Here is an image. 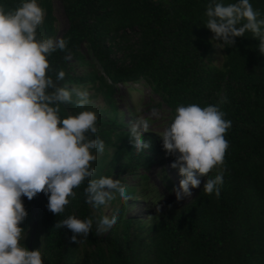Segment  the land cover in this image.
<instances>
[{
	"label": "trees",
	"instance_id": "1",
	"mask_svg": "<svg viewBox=\"0 0 264 264\" xmlns=\"http://www.w3.org/2000/svg\"><path fill=\"white\" fill-rule=\"evenodd\" d=\"M22 2L0 0V5L7 11ZM61 2L68 20L61 38L69 41L71 58L65 59L69 53L57 50L48 59L56 72L66 73L60 86L71 88L90 81L102 94L108 117L98 116L99 132L93 138L105 142V151L117 147L114 162L121 155L127 157L123 172L150 169L165 150L151 132L144 134L151 148L141 153L134 149L129 136L131 125L125 122L116 101L122 84L145 80L172 110L181 104L218 106L232 126L225 137L229 148L219 198L215 193H204V184L209 177L214 178L213 170L190 202L171 204L152 223L127 216L122 206L116 225L106 234L96 235L94 207L84 196L87 181L74 189L76 199L70 198L59 216L48 210L44 193L31 201L22 197L28 212L22 228L28 229L33 206L39 209L43 264H264V54L259 51V39L246 32L236 38L234 46L222 44L226 59L221 66L213 65L208 58L214 33L204 25L209 3L227 6L238 0ZM37 3L45 11L38 38L55 39L53 2ZM250 3L260 12L258 19H264V0ZM84 47L102 73L97 69L82 75L73 73V62H86ZM225 97L227 102L220 103ZM80 111L74 104H65L59 115L63 119ZM109 176L110 171L103 176L98 167L94 178ZM69 216L93 219L92 233L80 237L79 244L72 240L73 233L67 227L55 228Z\"/></svg>",
	"mask_w": 264,
	"mask_h": 264
},
{
	"label": "clouds",
	"instance_id": "2",
	"mask_svg": "<svg viewBox=\"0 0 264 264\" xmlns=\"http://www.w3.org/2000/svg\"><path fill=\"white\" fill-rule=\"evenodd\" d=\"M254 10L250 0H238L225 6L209 3L204 25L212 33L216 46H234L237 37L251 32L259 39V51L264 54V19ZM45 11L37 0H24L14 10L0 5V264H43L40 249L30 251L21 244L25 229L20 225L28 212L22 197L29 201L44 193L48 196V210L55 215L64 213L70 198L76 199L74 189L85 181L86 202L99 207L119 198L128 202L131 196L119 179L94 178L92 166L103 154L105 142L93 138L99 132L98 115L83 110L61 119V105L74 104L86 109L92 103L87 90L60 86L65 79L63 70L53 69L48 57L57 50L68 52L64 38H38L37 29L43 24ZM70 39V38H69ZM52 73L55 74L53 78ZM223 98L220 103H226ZM137 112L141 107L137 106ZM157 115V110L152 109ZM218 106L201 107L181 104L170 126L159 134L167 155L175 156L170 165L184 177L175 189L177 201L192 196L191 189L199 188L200 177L215 170L214 178L204 184V193L220 196L226 171L225 156L229 142L225 138L231 120ZM150 131L148 119L139 116L129 129L130 142L137 153L151 148L144 134ZM160 208L157 209V212ZM118 214L103 216L96 235L112 229ZM67 227L72 240L92 233L93 219L81 220L69 216L55 228Z\"/></svg>",
	"mask_w": 264,
	"mask_h": 264
},
{
	"label": "rangeland",
	"instance_id": "3",
	"mask_svg": "<svg viewBox=\"0 0 264 264\" xmlns=\"http://www.w3.org/2000/svg\"><path fill=\"white\" fill-rule=\"evenodd\" d=\"M54 7V14L56 17V37L61 38L63 33L68 28V20L64 12V7L61 0H52ZM213 42L212 53L208 58V61L217 66H221L226 59L224 46L222 48L216 46L214 35H211ZM83 54L85 55V63L73 62L75 74H87L94 70H98L102 73L101 66L92 59V55L83 48ZM80 87L82 90H87L92 101L86 109L77 110H90L97 113L98 116L107 118L108 107L104 101V98L100 92H97L92 82L80 83L72 85ZM117 106L120 112L123 114L124 120L127 124H132L139 116L149 120L150 131L160 140L163 144V139L159 134H162L176 115V110H172L163 100L162 96L152 91L151 87L141 79L137 82H129L122 84L119 87V91L116 93ZM137 106L141 107V111L137 112ZM157 110V115L152 114V109ZM117 147H110L103 154L94 152L97 156L95 169L101 168L103 176L107 171H110V176L113 179H119L122 186L130 188L131 192L127 193L131 196V200L124 202L119 198L110 201L107 205H101L94 207V211L97 217V223L103 216L111 217L113 214H117L122 206L126 207V215L139 217L146 220L148 223H152L162 212L173 204V206H180L182 204L190 202L200 187L206 182L207 176L200 177L201 184L199 188H193L192 196L186 197L183 200L177 201L175 189L179 188L180 181L184 178L180 175L179 169L171 168V164L174 159L166 154V151L159 157L153 160L150 169L142 170L141 168L131 173L129 171L123 172L122 166L128 163V159L125 155H121L116 162L113 157L116 154ZM168 177V178H167ZM42 198V195H41ZM160 211L157 212V209ZM39 209L37 205L33 206L32 220L27 230L24 233V239L21 244L33 251L40 249L42 253L43 245V228L39 221L38 215ZM108 232V231H107ZM106 232V233H107ZM106 233H102L103 235Z\"/></svg>",
	"mask_w": 264,
	"mask_h": 264
}]
</instances>
